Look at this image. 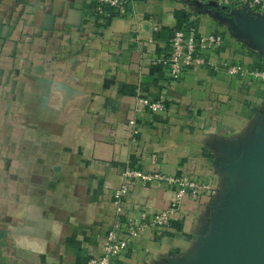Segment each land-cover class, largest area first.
<instances>
[{
	"label": "crops",
	"instance_id": "crops-1",
	"mask_svg": "<svg viewBox=\"0 0 264 264\" xmlns=\"http://www.w3.org/2000/svg\"><path fill=\"white\" fill-rule=\"evenodd\" d=\"M223 2L136 0L95 19L93 0H0V264L101 256L128 167L217 193L184 197L161 236L144 230L114 264H214L228 249L264 189L248 169L264 160V84L228 69L264 65L251 28L264 10ZM191 26L222 44L172 81L160 61L173 30ZM160 96L164 111H136ZM175 195L166 181H133L123 216L166 210Z\"/></svg>",
	"mask_w": 264,
	"mask_h": 264
},
{
	"label": "built area",
	"instance_id": "built-area-1",
	"mask_svg": "<svg viewBox=\"0 0 264 264\" xmlns=\"http://www.w3.org/2000/svg\"><path fill=\"white\" fill-rule=\"evenodd\" d=\"M136 0H93L91 14L95 19L121 11L125 6H132ZM224 5L245 8L252 13L264 10V0H224ZM223 37L219 34L202 35L196 27L176 28L170 38V48L160 64L166 69L172 81H179L185 72L192 67L205 64V55L222 44ZM230 75L249 78L264 84V65L253 69L245 68L241 64L233 63L228 69ZM166 109L163 96L152 100L145 97L138 99L136 111H147L157 114ZM152 164L157 163V156L151 157ZM153 179L166 181L175 188L176 195L170 207L150 214L142 211L135 216L124 217L123 199L129 191L133 181L148 182ZM216 187L210 182L198 181L187 177L164 176L160 174H146L142 171L127 168L124 172V183L114 192L113 205L116 219L108 231L103 253L93 258L88 264H114L131 245L136 242L141 233L149 228L155 229L161 236L169 227L172 218L178 213L184 197L199 200L203 195H215Z\"/></svg>",
	"mask_w": 264,
	"mask_h": 264
},
{
	"label": "water",
	"instance_id": "water-1",
	"mask_svg": "<svg viewBox=\"0 0 264 264\" xmlns=\"http://www.w3.org/2000/svg\"><path fill=\"white\" fill-rule=\"evenodd\" d=\"M242 17L250 20L247 14ZM251 28L264 43V25L253 23ZM248 169L264 177V160L249 164ZM244 219L242 230L234 233L224 253L223 250L218 252L214 264H264V189L249 200Z\"/></svg>",
	"mask_w": 264,
	"mask_h": 264
}]
</instances>
